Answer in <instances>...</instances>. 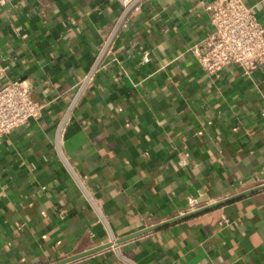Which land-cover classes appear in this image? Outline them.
<instances>
[{"label": "crops", "instance_id": "1", "mask_svg": "<svg viewBox=\"0 0 264 264\" xmlns=\"http://www.w3.org/2000/svg\"><path fill=\"white\" fill-rule=\"evenodd\" d=\"M212 1L0 5L4 80L44 105L0 139V264L129 237L68 264H264V191L142 233L264 181V66L209 76L189 52Z\"/></svg>", "mask_w": 264, "mask_h": 264}, {"label": "built area", "instance_id": "2", "mask_svg": "<svg viewBox=\"0 0 264 264\" xmlns=\"http://www.w3.org/2000/svg\"><path fill=\"white\" fill-rule=\"evenodd\" d=\"M5 1L0 0V5ZM132 1L124 0L126 6ZM207 11L211 30L189 49L202 72L215 76L227 67L250 71L264 66V26L252 7L243 0H214ZM4 78L5 69L0 66V139L39 119L44 109L33 100L32 83ZM200 204L201 199L189 198L187 211L202 207Z\"/></svg>", "mask_w": 264, "mask_h": 264}, {"label": "water", "instance_id": "3", "mask_svg": "<svg viewBox=\"0 0 264 264\" xmlns=\"http://www.w3.org/2000/svg\"><path fill=\"white\" fill-rule=\"evenodd\" d=\"M129 8H130V7H129ZM129 8H128V9H129ZM258 191H264V185H260L259 187L254 188V189H252V190L246 191V192H244V193L238 194V195H236V196L230 197V198H228V199H225V200H222V201H219V202H216V203H213V204L207 205V206H203V207H201V208H199V209H196V210H194V211L188 212V213H186V214H184V215H182V216H180V217H176V218H173V219H171V220H169V221H166V222H164V223H160V224H158V225L152 226L151 228L146 229V230H145L144 232H142V233H147V232H151V231L158 230V229L163 228V227H166V226H168V225H170V224H173V223H176V222H178V221H181V220H184V219L190 218V217H192V216H195V215H198V214H201V213L207 212V211H209V210H211V209H214V208L220 207V206H222V205H225V204L230 203V202H232V201H235V200H237V199H240V198H243V197H245V196H248V195H251V194H253V193H256V192H258ZM140 234H141V233H140ZM137 235H139V234H137ZM135 236H136V235H135ZM133 237H134V236H133ZM130 238H131V237L126 238V239L119 240V241H117V242H115V241L113 240V242H114L113 244H114V245H115V244H119L120 242H122V241H126V240H128V239H130ZM113 244H112V243H109V244H107V245H104V246L98 247V248H96V249H92V250L87 251V252H84V253L76 254V255H73L72 257H69V258H67V259H64V260L58 261V262L53 263V264H68V263H70V262H73V261H76V260L82 259V258H84V257H87V256H89V255H91V254H94V253L100 252V251H102V250H104V249H106V248H108V247H110V246H113Z\"/></svg>", "mask_w": 264, "mask_h": 264}, {"label": "rangeland", "instance_id": "4", "mask_svg": "<svg viewBox=\"0 0 264 264\" xmlns=\"http://www.w3.org/2000/svg\"><path fill=\"white\" fill-rule=\"evenodd\" d=\"M263 183V182H262Z\"/></svg>", "mask_w": 264, "mask_h": 264}]
</instances>
